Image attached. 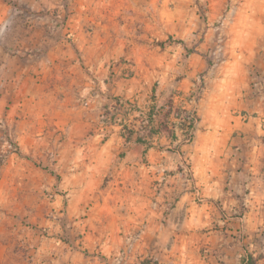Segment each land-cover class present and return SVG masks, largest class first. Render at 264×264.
Masks as SVG:
<instances>
[{"label":"rangeland","instance_id":"1","mask_svg":"<svg viewBox=\"0 0 264 264\" xmlns=\"http://www.w3.org/2000/svg\"><path fill=\"white\" fill-rule=\"evenodd\" d=\"M58 4L0 0V264H164L156 245L144 252L146 226L150 213L165 224L182 195L203 199L191 144L204 129L206 87L217 89L222 114L206 122L216 133L211 158L224 157L233 122L225 108L237 89L235 115L253 126L244 160L264 181V0ZM165 88L173 91L164 104L196 101L191 141L175 134L169 112L141 124L151 110L138 101ZM151 128L173 140L153 146L157 164L140 149L151 147ZM168 178L180 192L161 203ZM183 248L182 262L192 261L194 247Z\"/></svg>","mask_w":264,"mask_h":264},{"label":"crops","instance_id":"2","mask_svg":"<svg viewBox=\"0 0 264 264\" xmlns=\"http://www.w3.org/2000/svg\"><path fill=\"white\" fill-rule=\"evenodd\" d=\"M172 91L169 88L161 89L159 93H154V99L138 101V107H159L167 101ZM125 92L124 99H128L132 92ZM217 96V89L206 87L199 102L200 122H204V129L199 131L198 136L195 135L191 144V170L194 183L199 187L203 198L201 203L196 204L191 196L182 195L166 215L163 225L156 222L160 213H150L149 224L146 226L147 236L143 243L144 252L156 245V255L164 264H243L246 251H251L253 257L258 255L257 264L264 263V254L260 255L264 252V181L256 171V165L244 160L246 139L253 126L250 120L245 122L240 117L243 106L237 102V97L241 93L233 89L230 104L225 108L227 119L233 120L226 134L230 139L222 149L224 157L213 160L211 140L216 137V133L205 128L206 122H214L217 117H222L218 113L221 108L215 103ZM113 138L112 133L111 139ZM163 140H167V144L173 141L167 137L166 131L161 130L156 137L151 138V147L140 148L146 150L156 164L160 161L158 154L161 153L153 146L161 144ZM184 147L185 145H181L180 151ZM218 160L224 164H217ZM173 161L177 163V158L173 157ZM180 188L177 180L168 178L163 185L164 193L156 200L168 202L173 192L179 193ZM245 190L249 193L244 194ZM243 205L248 209L240 213L238 209ZM189 243L194 247V259L183 263L181 251Z\"/></svg>","mask_w":264,"mask_h":264},{"label":"built area","instance_id":"3","mask_svg":"<svg viewBox=\"0 0 264 264\" xmlns=\"http://www.w3.org/2000/svg\"><path fill=\"white\" fill-rule=\"evenodd\" d=\"M68 0H59L57 6L58 9H64ZM189 103L193 104L190 108L186 107L184 104H162L159 107L154 108L151 112L146 115L142 113L141 124L145 126H150L159 117V112L167 113L169 112L168 121L172 124L175 134L179 131L184 139L188 136L193 135V131L198 122L196 114V101L194 98L189 100ZM243 120H246V116H240Z\"/></svg>","mask_w":264,"mask_h":264},{"label":"trees","instance_id":"4","mask_svg":"<svg viewBox=\"0 0 264 264\" xmlns=\"http://www.w3.org/2000/svg\"><path fill=\"white\" fill-rule=\"evenodd\" d=\"M191 53H195L193 50H190ZM150 110H153V108H150ZM158 132L156 130H152V128L149 130V134L146 136L148 137L149 140H151V138H153L155 135H157ZM133 134L132 132H129L125 135V141H129L130 139H132ZM172 138L175 139V136H171ZM192 136H188L187 141H191ZM135 142L139 143V144H149L150 141L146 140V138H140V137H136L135 138ZM243 264H256V259L253 258L251 255H247L245 256V258L243 259Z\"/></svg>","mask_w":264,"mask_h":264}]
</instances>
